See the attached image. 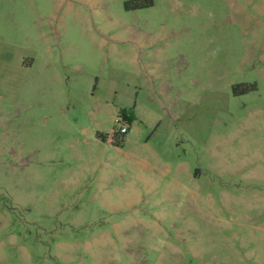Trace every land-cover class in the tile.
I'll list each match as a JSON object with an SVG mask.
<instances>
[{
	"label": "rangeland",
	"instance_id": "374dc122",
	"mask_svg": "<svg viewBox=\"0 0 264 264\" xmlns=\"http://www.w3.org/2000/svg\"><path fill=\"white\" fill-rule=\"evenodd\" d=\"M0 264H264V0H0Z\"/></svg>",
	"mask_w": 264,
	"mask_h": 264
},
{
	"label": "trees",
	"instance_id": "16d2710c",
	"mask_svg": "<svg viewBox=\"0 0 264 264\" xmlns=\"http://www.w3.org/2000/svg\"><path fill=\"white\" fill-rule=\"evenodd\" d=\"M121 115H123L127 121V123L130 125L134 120H135V117L132 113H128L126 111H123L121 113ZM127 135V134H126ZM126 135H119L118 133V130H117V126L114 130V133H113V136L111 137V141L112 143L119 147V148H122L124 143H125V138H126ZM106 139V138H105Z\"/></svg>",
	"mask_w": 264,
	"mask_h": 264
},
{
	"label": "built area",
	"instance_id": "2783aa9c",
	"mask_svg": "<svg viewBox=\"0 0 264 264\" xmlns=\"http://www.w3.org/2000/svg\"><path fill=\"white\" fill-rule=\"evenodd\" d=\"M116 124H117V130L119 135H126L129 133V124L127 123L125 117L123 115H120L117 119H116ZM114 133V131H113Z\"/></svg>",
	"mask_w": 264,
	"mask_h": 264
},
{
	"label": "crops",
	"instance_id": "0c3cea01",
	"mask_svg": "<svg viewBox=\"0 0 264 264\" xmlns=\"http://www.w3.org/2000/svg\"><path fill=\"white\" fill-rule=\"evenodd\" d=\"M135 117V116H134Z\"/></svg>",
	"mask_w": 264,
	"mask_h": 264
}]
</instances>
